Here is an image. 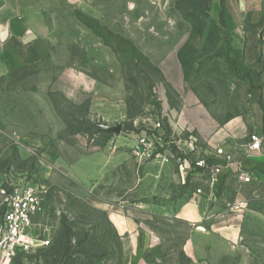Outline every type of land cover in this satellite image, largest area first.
<instances>
[{
    "label": "rangeland",
    "instance_id": "374dc122",
    "mask_svg": "<svg viewBox=\"0 0 264 264\" xmlns=\"http://www.w3.org/2000/svg\"><path fill=\"white\" fill-rule=\"evenodd\" d=\"M238 1L244 59L264 79V0ZM215 2L0 0V186L41 191L34 223L49 239L12 264H264V196L252 190L240 203L239 192L222 195L225 217L239 225L227 245L186 250L182 221L139 212L159 199L142 193L130 141L157 121L170 135L166 104L178 105L162 58L176 54L184 88L222 114V78L235 73ZM28 35L36 39L24 44ZM117 124L118 136L99 129ZM115 215L133 229L118 232Z\"/></svg>",
    "mask_w": 264,
    "mask_h": 264
},
{
    "label": "crops",
    "instance_id": "0c3cea01",
    "mask_svg": "<svg viewBox=\"0 0 264 264\" xmlns=\"http://www.w3.org/2000/svg\"><path fill=\"white\" fill-rule=\"evenodd\" d=\"M215 3L218 6L219 0ZM240 3L238 0H223L222 35L229 39L230 59L227 65L232 67L235 74L228 80L222 78V114L211 112L194 93L184 88L182 68L176 54H168L158 63L164 87L176 94L178 99L177 108L166 104L173 118L169 121L170 134L176 139L177 146L187 155L192 154L193 158L206 153L209 164H222L220 184L212 195L205 173L189 175L182 183L183 179L176 171L177 161L169 155L142 164L145 186L141 188L142 193L157 195L159 200L157 203L149 200L141 203L140 214L146 218L156 216L164 220L182 221L188 226L186 250L195 242L217 241L227 245L238 237L239 225L234 215L217 217L224 213L222 195L239 192L237 203L245 202L239 200L242 191L252 190L253 195L259 193L264 196V79H258V67L249 66L244 59ZM261 86L263 89H260ZM249 134L261 139V151L246 156L244 149ZM218 148L231 158L230 162L212 156ZM238 164L254 174L250 184L237 180ZM196 188H202L204 193L196 195ZM242 206L240 204L238 207L240 212ZM113 220L122 234L134 227L126 217L115 215ZM198 253L201 254L200 251ZM209 253L213 258L215 252L212 250Z\"/></svg>",
    "mask_w": 264,
    "mask_h": 264
},
{
    "label": "built area",
    "instance_id": "2783aa9c",
    "mask_svg": "<svg viewBox=\"0 0 264 264\" xmlns=\"http://www.w3.org/2000/svg\"><path fill=\"white\" fill-rule=\"evenodd\" d=\"M248 143L244 153L250 156L261 151V139L255 134L248 135ZM131 142V156L138 164H144L157 158L169 155L177 161L176 171L182 177V183L189 175L206 174L208 189L214 194L220 184L222 164L208 163L206 153H200L195 158L187 155L177 146L176 139L167 134L160 121L153 127L142 130L133 136ZM179 152V153H178ZM177 154L175 155L173 154ZM182 153V155H180ZM212 156L226 163L231 158L222 149H216ZM236 177L242 184H250L254 174L245 171L240 164L236 169ZM202 188H196L195 194L202 195ZM44 199L39 189L32 185H19L9 190L0 186V264H12L15 257L22 252L41 248L49 243V239L37 234L35 218L42 212ZM238 209V208H235ZM224 213L218 215L223 218ZM41 236V237H40Z\"/></svg>",
    "mask_w": 264,
    "mask_h": 264
},
{
    "label": "water",
    "instance_id": "95a60500",
    "mask_svg": "<svg viewBox=\"0 0 264 264\" xmlns=\"http://www.w3.org/2000/svg\"><path fill=\"white\" fill-rule=\"evenodd\" d=\"M5 35L4 34H1V39L4 38ZM35 36L34 35H31V36H27L24 40H23V43L24 44H27L33 40H35ZM99 129L103 132H106V133H112L114 134L115 136H118L120 131H121V125L120 124H117L115 126H108V125H99ZM197 230H203L202 228H198Z\"/></svg>",
    "mask_w": 264,
    "mask_h": 264
},
{
    "label": "trees",
    "instance_id": "16d2710c",
    "mask_svg": "<svg viewBox=\"0 0 264 264\" xmlns=\"http://www.w3.org/2000/svg\"><path fill=\"white\" fill-rule=\"evenodd\" d=\"M220 6H221V12H220V15H219V19L220 21L222 22V17H223V0H220Z\"/></svg>",
    "mask_w": 264,
    "mask_h": 264
},
{
    "label": "bare ground",
    "instance_id": "6f19581e",
    "mask_svg": "<svg viewBox=\"0 0 264 264\" xmlns=\"http://www.w3.org/2000/svg\"><path fill=\"white\" fill-rule=\"evenodd\" d=\"M31 36V35H28V37Z\"/></svg>",
    "mask_w": 264,
    "mask_h": 264
}]
</instances>
